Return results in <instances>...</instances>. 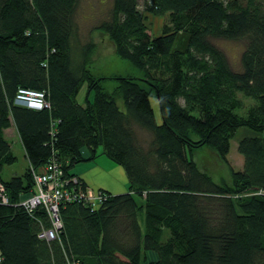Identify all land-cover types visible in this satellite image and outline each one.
I'll return each instance as SVG.
<instances>
[{"label":"trees","instance_id":"16d2710c","mask_svg":"<svg viewBox=\"0 0 264 264\" xmlns=\"http://www.w3.org/2000/svg\"><path fill=\"white\" fill-rule=\"evenodd\" d=\"M77 7L0 0V264H264V0H111L93 29L141 71L110 77L114 91L90 76L95 43L81 38ZM148 15L164 16L160 35ZM180 33L186 47L172 51ZM219 41L240 46L237 63ZM28 93L46 107H28ZM12 126L28 171L4 180L16 161L4 134ZM202 148L228 179L193 161ZM100 155L123 170L126 188L100 190L93 207L72 198L87 185L70 181L61 228L40 237L46 211L19 205L34 193V172L53 161L77 177V164Z\"/></svg>","mask_w":264,"mask_h":264},{"label":"rangeland","instance_id":"374dc122","mask_svg":"<svg viewBox=\"0 0 264 264\" xmlns=\"http://www.w3.org/2000/svg\"><path fill=\"white\" fill-rule=\"evenodd\" d=\"M110 3L111 0H78L76 21L79 27L81 38L83 40L91 39L95 43V51L91 56L89 65L91 78L93 80L105 79L102 80V82L108 87V90L110 89L111 91H114L116 84L114 80L110 79V77L117 75L138 77L141 75V71L131 65L128 61L116 57L113 54L112 46L109 44L106 38H103L102 32L93 29L98 21L102 18L106 10L109 8ZM164 20L165 18L162 15H157L155 17L148 15V17H146V24L150 28L149 31L152 35L158 36L161 34ZM187 37L188 36L184 33L178 34L173 41L171 50H183L186 47ZM218 44L228 55L230 62L237 63L240 53V46L228 41H219ZM85 91V86H83L77 96L79 101L83 99ZM29 94L30 93L25 96H29ZM239 97L242 98L241 95H239ZM249 100L250 101L246 100L247 105H249L250 102H253L251 99ZM27 102L29 101L27 100ZM238 113L241 115L243 114L241 111H238ZM244 133V129H239L236 132L235 137H233L230 142L231 147L228 155V162L235 171L239 170L238 168L242 166L243 158L238 153L236 146L237 141L242 136H244ZM4 134L5 138L11 145L12 153L16 157V161L12 165L5 166L1 172L2 179L9 180L13 176H22L25 174L28 171V164L25 160L20 139L14 126L8 130H5ZM191 158L194 162L199 164L203 171L209 173L214 181L221 182L224 179H228V172H226L227 170L225 166L219 162L212 150L202 148L200 150L194 151ZM104 159L107 160L106 157H104ZM80 164H87V162H81L77 165ZM119 169L118 171L113 172L114 174L106 175L108 173H105V175H102L104 179H100V184L107 187L105 189L107 192L115 193L118 191V188L120 189V186L125 181L124 174L121 171V168ZM89 188L92 191L97 192L101 190H95L91 187ZM36 197L40 200L43 199V196L40 193L36 194ZM136 199L138 200V198ZM41 203H43V201H41ZM150 258L152 259V257Z\"/></svg>","mask_w":264,"mask_h":264},{"label":"built area","instance_id":"2783aa9c","mask_svg":"<svg viewBox=\"0 0 264 264\" xmlns=\"http://www.w3.org/2000/svg\"><path fill=\"white\" fill-rule=\"evenodd\" d=\"M30 101L28 107L33 109H43L46 107V103L41 99L40 95L29 94ZM38 96V97H37ZM34 193L21 199L20 206L27 208L28 210H34L38 207L44 209L50 218L51 225L47 229L43 230L39 236L46 238L47 240H53L57 234V231L61 228V220L59 217V205L62 200L70 198L66 190H63V186L67 185L70 181L78 185L83 183L79 177L63 178V171L60 167L51 161L43 169L34 172ZM84 192H74L81 200H85L89 205L95 207L99 203V199L102 194L101 191H92L89 186H85ZM4 192V188L0 185V195ZM42 194L43 199L40 200L36 197V194ZM3 200L8 201L7 195H1ZM43 201V203H41Z\"/></svg>","mask_w":264,"mask_h":264},{"label":"crops","instance_id":"0c3cea01","mask_svg":"<svg viewBox=\"0 0 264 264\" xmlns=\"http://www.w3.org/2000/svg\"><path fill=\"white\" fill-rule=\"evenodd\" d=\"M80 101H83V99H81ZM154 106H156V104H154ZM102 156H104V155H100V156L96 157L94 160L87 162V164H82V165L80 164V165L75 166L73 171H71V174H74L77 177H79L85 185L91 187L92 189H95V190L101 189V190L106 191L105 189L107 187L105 185L100 184L101 180L104 179L102 175H105V173H108L106 175L114 174L113 172L118 171V169L120 167L115 165L109 159H107V160L104 159L105 156L104 157H102ZM24 157H25V155H24ZM25 160H26V158H25ZM240 168H238V169H240ZM121 171L123 172L122 169H121ZM123 174H124V172H123ZM125 188H126V179L123 182V184L120 186V189L118 188L117 189L118 191H116L115 193H120Z\"/></svg>","mask_w":264,"mask_h":264},{"label":"clouds","instance_id":"9594fccd","mask_svg":"<svg viewBox=\"0 0 264 264\" xmlns=\"http://www.w3.org/2000/svg\"><path fill=\"white\" fill-rule=\"evenodd\" d=\"M28 104V103H27Z\"/></svg>","mask_w":264,"mask_h":264}]
</instances>
